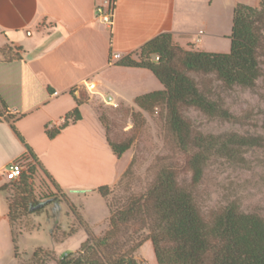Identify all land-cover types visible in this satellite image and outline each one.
Listing matches in <instances>:
<instances>
[{
  "label": "crops",
  "instance_id": "1",
  "mask_svg": "<svg viewBox=\"0 0 264 264\" xmlns=\"http://www.w3.org/2000/svg\"><path fill=\"white\" fill-rule=\"evenodd\" d=\"M98 3L0 0L3 117L16 119L14 127L41 169L67 196L86 193L92 198L98 187L114 185L131 159L125 157L126 152L120 158L113 155L98 122L96 101L112 97L134 107L136 97L162 90L148 70L119 66L118 62L126 57L137 60L140 48L163 33L170 34L173 44L185 51L227 53L233 9L237 4L249 6L252 2L115 0L111 31L95 16ZM114 54L120 58L112 59ZM86 82L95 84L94 94L85 92ZM71 91L88 97L78 108L81 119L49 139L46 131L58 127L75 108ZM85 114L90 119L85 120ZM25 156L24 145L0 120V264H17L1 188L8 181V165ZM82 214L92 226L84 208ZM104 215L108 220L106 206ZM144 250L146 256L139 253ZM135 259L139 264H156L150 242L138 249Z\"/></svg>",
  "mask_w": 264,
  "mask_h": 264
},
{
  "label": "trees",
  "instance_id": "2",
  "mask_svg": "<svg viewBox=\"0 0 264 264\" xmlns=\"http://www.w3.org/2000/svg\"><path fill=\"white\" fill-rule=\"evenodd\" d=\"M228 39L227 53L185 51L173 44L170 34L163 33L140 48L137 60L126 57L118 62L119 66L148 70L162 86L160 91L136 97L134 105L146 113L156 107L163 108L168 130L185 156L189 184H179L175 170L162 168L146 188L145 195L108 200L111 186L98 187L96 193L109 214L107 231L102 238L96 239L85 229L87 238L77 255L60 258L53 261L54 264H139L135 253L145 242H150L156 264H264V221L257 215L242 213L234 204L212 214L206 221L191 191L201 183L204 169L212 158L229 159L238 150L264 148L261 135L202 134L182 114L183 109H188L208 118L227 121L233 118L222 103L211 98V91L203 85L201 88L192 75H212L227 89L236 86L253 90L256 87L264 63V0H260L258 7L235 6ZM70 95L75 108L64 116L58 127L46 131L49 139L81 119L78 108L85 98L80 91L77 97L72 91ZM4 111L0 100V120L9 125L24 145V160L30 159L40 166L15 129L16 119L8 115L3 117ZM261 129L264 131V111ZM106 142L116 158L130 146L128 142L113 143L107 137ZM130 167L131 162L114 185L122 184ZM23 172L14 181H20L18 189L25 193L27 175ZM45 176L50 179L46 173ZM50 182L57 190L51 179ZM4 186L1 192L5 196ZM19 196L14 200H22V205H26V199ZM26 206L30 208L31 204ZM100 250L106 252V256Z\"/></svg>",
  "mask_w": 264,
  "mask_h": 264
},
{
  "label": "rangeland",
  "instance_id": "3",
  "mask_svg": "<svg viewBox=\"0 0 264 264\" xmlns=\"http://www.w3.org/2000/svg\"><path fill=\"white\" fill-rule=\"evenodd\" d=\"M249 1L252 2L250 7L259 4L258 0ZM261 70L262 76L253 90L236 86L227 89L212 75H192L201 88L203 85L211 91V98L222 103L233 118L229 121L208 118L188 109L182 110L183 116L202 134L223 136L235 133L264 137L261 129L264 63ZM81 96L88 99L85 93H81ZM96 102L98 122L109 141L130 144L125 153V157H131L130 171L121 185L111 186L108 200L145 195L146 188L162 168L175 170L179 184H189V172L184 166L185 156L175 145L162 107L146 113L121 102L116 108L107 106L102 100ZM85 117V120L90 119L86 114ZM18 162L27 175L25 193L18 189L20 181L8 177L4 184L12 249L17 264H54L64 258V254L66 257L76 256L87 238L85 229L96 239L102 238L108 229V220L104 215V201L99 195L95 194L92 198L86 193L67 196L61 190L54 189L38 164L30 159ZM191 191L206 221L230 204L237 206L242 213L257 215L264 221V148L238 150L229 159L212 158L204 169L201 183ZM18 194L21 199H26L27 204H31L30 208L27 204L22 205V200H14ZM83 208L92 226L84 220ZM145 251L139 253L146 256ZM100 252L106 256V252Z\"/></svg>",
  "mask_w": 264,
  "mask_h": 264
},
{
  "label": "built area",
  "instance_id": "4",
  "mask_svg": "<svg viewBox=\"0 0 264 264\" xmlns=\"http://www.w3.org/2000/svg\"><path fill=\"white\" fill-rule=\"evenodd\" d=\"M114 13H115V0H99V3L95 7V16L98 21L107 27L110 31L112 29L114 23ZM120 58L119 54L112 55V59L118 60ZM155 61L158 60V57L154 58ZM83 88L87 94H94L95 92V84L92 82H86L83 84ZM74 95L77 97L78 95L75 91H72ZM57 95V93H55ZM103 102L112 108L118 107V102H116L112 97H105ZM64 119H62L61 123ZM60 123V124H61ZM23 170V167L19 162H13L8 165L6 171L9 178L12 180H17ZM66 257V254L64 255Z\"/></svg>",
  "mask_w": 264,
  "mask_h": 264
},
{
  "label": "water",
  "instance_id": "5",
  "mask_svg": "<svg viewBox=\"0 0 264 264\" xmlns=\"http://www.w3.org/2000/svg\"><path fill=\"white\" fill-rule=\"evenodd\" d=\"M140 264H149V263H147V262L143 261V262H141Z\"/></svg>",
  "mask_w": 264,
  "mask_h": 264
}]
</instances>
